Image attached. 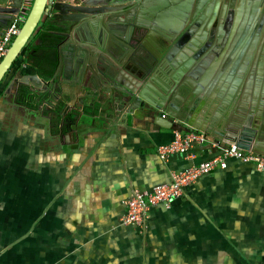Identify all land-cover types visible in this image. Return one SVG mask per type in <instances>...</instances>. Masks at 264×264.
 <instances>
[{
  "label": "crops",
  "instance_id": "obj_1",
  "mask_svg": "<svg viewBox=\"0 0 264 264\" xmlns=\"http://www.w3.org/2000/svg\"><path fill=\"white\" fill-rule=\"evenodd\" d=\"M16 69L48 76L22 57ZM256 81L246 82L250 95ZM9 83L0 85V264H264V170L229 157L168 207L152 206L140 231L120 223L125 200L220 153L216 142L163 160L157 146L174 130L120 111L100 116L70 66L58 109L20 98L21 79Z\"/></svg>",
  "mask_w": 264,
  "mask_h": 264
},
{
  "label": "flooded vegetation",
  "instance_id": "obj_2",
  "mask_svg": "<svg viewBox=\"0 0 264 264\" xmlns=\"http://www.w3.org/2000/svg\"><path fill=\"white\" fill-rule=\"evenodd\" d=\"M57 1L87 8L102 7L84 9L74 21L62 22V30H58L57 23L53 24L54 19H47L41 26L43 31L57 37L56 57L44 59L45 72L49 77L60 78L65 66L72 67L80 84L77 92H84L86 84L97 91L104 89L108 82L103 67L116 69L118 73L119 68L136 72L147 69L157 75L160 68L171 67L178 85H183L185 100L196 88L203 96L212 95L214 89L213 101L224 99L230 89H235L231 97L239 104L252 75L259 88L257 101L262 100L264 107V0H167V3L164 0H52L48 17L54 13ZM160 4L163 7L159 14L152 15V7ZM118 5L123 8H114ZM68 10L74 9L66 6L64 12ZM147 18L150 26L143 28L139 23ZM171 22L173 25L169 26L167 23ZM99 49L104 52L101 54ZM216 66L242 77L220 78L213 74ZM242 66L246 69L241 70ZM246 82H249L247 86ZM65 87L52 82L44 92H51L54 97L48 99L43 94L45 104L60 108L61 102L55 104V96ZM205 101V97L200 100L202 106L206 105ZM195 103L199 107V102ZM231 103L229 100L226 107ZM208 106L211 107L210 103ZM235 112L236 108L226 116V111L221 110L219 119L237 121Z\"/></svg>",
  "mask_w": 264,
  "mask_h": 264
},
{
  "label": "water",
  "instance_id": "obj_3",
  "mask_svg": "<svg viewBox=\"0 0 264 264\" xmlns=\"http://www.w3.org/2000/svg\"><path fill=\"white\" fill-rule=\"evenodd\" d=\"M25 0H0V34H3L7 28L16 20L21 13L22 5ZM31 5L21 24L20 31L11 43L7 53L0 61V85L9 80V88L13 81L21 79L26 85L19 89V97L27 102L46 103L45 97H42L44 91L48 90L52 82L60 79L59 76L41 77L38 72L23 73L21 69L17 70L18 59L25 51L30 39L41 29V26L47 19H54L53 24L57 23L58 30H62V22L75 20L77 14L84 9L97 10L102 7H84L73 6L66 2L54 3V13L49 16V10L52 7V0H30ZM167 3V0H164ZM66 6H71L74 10L64 12ZM163 7L162 4L153 6L150 13L158 15V11ZM114 8H123L115 6ZM160 23L161 21L157 19ZM144 21V22H143ZM139 23L143 28L150 26L148 18ZM172 26L171 23H167ZM62 35V34H61ZM64 36V35H63ZM101 54L103 49H99ZM47 66L41 67V70L47 71ZM245 70V66H242ZM116 69L103 67L102 73L107 79L108 84L102 90H95L91 84L83 86V96L95 107L98 114L107 118L110 113L117 114L118 111L131 114L132 116H142L151 118L157 122L163 129L167 130H189L195 129L202 131L206 137H211L213 142L220 146L235 143L239 147L256 152L264 156V107L259 99V88L256 86L254 92L250 95V88H246L241 96V102L236 104L232 100L231 94H235V89H230L224 99L213 101V96L201 94L199 89L192 90L191 97L183 98V85H178L176 76L171 67L159 69L157 75L153 70L145 72L126 71L124 68ZM261 74V71H259ZM49 78V79H47ZM257 80L250 76V83ZM79 84V83H78ZM80 85V84H79ZM64 86V84L62 85ZM66 86V85H65ZM190 88V85H187ZM185 87V86H184ZM187 90L188 88L185 87ZM62 91V90H61ZM60 92V91H58ZM71 93L70 91L64 92ZM62 92L55 96L56 103L64 100ZM205 97L206 105L202 106L200 100ZM36 100V101H35ZM233 103L225 104L228 101ZM199 102V107L196 103ZM217 102V103H216ZM210 103V106L208 104ZM47 104V103H46ZM218 104V106L216 105ZM55 106V105H54ZM237 109L235 115L237 121L224 122L221 117V110H225L230 116ZM165 112H164V111ZM166 113L163 117L162 114Z\"/></svg>",
  "mask_w": 264,
  "mask_h": 264
},
{
  "label": "built area",
  "instance_id": "obj_4",
  "mask_svg": "<svg viewBox=\"0 0 264 264\" xmlns=\"http://www.w3.org/2000/svg\"><path fill=\"white\" fill-rule=\"evenodd\" d=\"M30 0H25L22 5L21 13L16 20L0 34V61L7 53L11 43L20 31L21 24L29 11ZM163 117L166 113L162 114ZM209 141L208 137L199 130L189 129L185 131L174 130L173 138L157 146V152L163 160L174 153H180L188 157H196L197 147L205 145ZM221 150L220 153L192 164L184 170L174 172L169 183L156 185L150 191L134 190L125 200L126 212L120 219L123 225H134L143 231L147 226L149 211L152 206L163 203L169 206L174 199L183 197L186 187L196 182L199 177L209 173L216 167H227V159L236 157L245 162H252L259 170H264V156L253 151L245 150L237 144H227L220 146L214 143Z\"/></svg>",
  "mask_w": 264,
  "mask_h": 264
},
{
  "label": "trees",
  "instance_id": "obj_5",
  "mask_svg": "<svg viewBox=\"0 0 264 264\" xmlns=\"http://www.w3.org/2000/svg\"><path fill=\"white\" fill-rule=\"evenodd\" d=\"M34 37L37 42L34 43ZM57 37L40 29L29 41L25 51L20 57L34 67H44L46 57H56V46L54 45ZM96 110L95 107H90ZM97 111V110H96Z\"/></svg>",
  "mask_w": 264,
  "mask_h": 264
}]
</instances>
